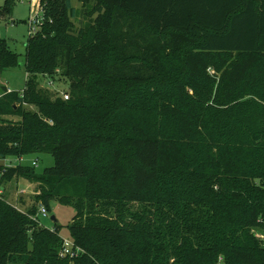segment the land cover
Masks as SVG:
<instances>
[{
  "label": "trees",
  "instance_id": "obj_1",
  "mask_svg": "<svg viewBox=\"0 0 264 264\" xmlns=\"http://www.w3.org/2000/svg\"><path fill=\"white\" fill-rule=\"evenodd\" d=\"M77 1L40 0L25 90L0 96V160L55 159L0 164V264H264V0ZM18 63L0 36V74ZM14 178L75 208L76 257Z\"/></svg>",
  "mask_w": 264,
  "mask_h": 264
},
{
  "label": "rangeland",
  "instance_id": "obj_2",
  "mask_svg": "<svg viewBox=\"0 0 264 264\" xmlns=\"http://www.w3.org/2000/svg\"><path fill=\"white\" fill-rule=\"evenodd\" d=\"M38 1V2H37ZM30 0H17L13 13L11 16H7L6 18L0 19V36L4 37L8 40V43L12 50L16 51L19 54V63L16 66L10 67L4 70L0 74V92H3V88L5 86L11 87L13 91H20L24 89L27 81V72H26V42L29 38V27L27 24V19L31 14V4ZM4 0H0V5H3ZM75 5H80L77 0H73ZM37 7L42 8L39 0H36V4L34 5V9ZM210 72L215 74L216 71L211 68ZM218 74V73H217ZM50 77L47 76H39L40 85L44 88H50L52 91H56L60 93V91L69 92V81L65 77L55 78L53 79L54 84H49ZM33 108V106H31ZM3 118H8L11 120H18L19 117L16 115H3ZM33 160H38L37 166H35L38 172H42L45 168L51 167L55 164V159L50 153H37V154H29L22 158L19 161L16 157H9L8 160L3 162V165L10 164H19L22 163L24 165H32ZM0 163V164H1ZM36 185L32 182H29L23 178H14L9 182H5L1 189L4 190L3 196L13 204H16L21 209L28 210L32 208L34 205H40L41 201H37ZM49 208V217H45L39 215L41 222L47 227L54 226L55 222L51 220L52 215H56L58 219V225L60 226V233L63 237L71 238L70 230L68 225L71 223L74 215L75 208L68 203H62L57 199L50 200ZM165 211L168 212L167 208L173 207L171 204H164ZM140 205H135V208H139ZM140 209V208H139ZM169 213H174V208ZM153 213L148 217L151 219V222L154 223L156 217H154ZM173 214L168 215L166 219L163 220L162 223H168V220H171ZM167 220V221H166ZM163 225V224H162ZM159 226V222L157 224ZM164 226V225H163ZM10 264H20V263H10Z\"/></svg>",
  "mask_w": 264,
  "mask_h": 264
},
{
  "label": "built area",
  "instance_id": "obj_3",
  "mask_svg": "<svg viewBox=\"0 0 264 264\" xmlns=\"http://www.w3.org/2000/svg\"><path fill=\"white\" fill-rule=\"evenodd\" d=\"M32 1L31 4V14L30 16L28 17L27 19V24H28V27H29V35H33L35 33H37L38 29H40L41 25L43 24L44 22V19H45V12H44V9H43V6L42 8H39L37 7V9H34V5L36 4V0H30ZM38 2V1H37ZM48 77V76H47ZM49 84L50 85H53L54 82H53V78H49ZM25 88L24 89H21L20 92H21V95L23 94ZM9 92H13V90L11 89V87H6L5 90H3V92H0V96H2L3 94H6V93H9ZM60 94L61 96H63L64 99H69V92H66V91H60ZM32 164L37 166L38 164V160H33L32 161ZM11 165V164H10ZM1 193V191H0ZM38 217L39 215H42V216H45V217H49V211L48 209L46 208V206L44 204H40L39 205V208H38ZM52 230H54V228L52 227ZM258 236L261 238V239H264V235L263 234H258ZM81 251V248L76 245V243L74 242V240L72 238H68V237H62V247H61V251H60V254L61 256L65 257V256H68L70 258H74L76 257L79 252Z\"/></svg>",
  "mask_w": 264,
  "mask_h": 264
},
{
  "label": "water",
  "instance_id": "obj_4",
  "mask_svg": "<svg viewBox=\"0 0 264 264\" xmlns=\"http://www.w3.org/2000/svg\"><path fill=\"white\" fill-rule=\"evenodd\" d=\"M50 218H51V220H53L54 222H57V221H58L56 215H52Z\"/></svg>",
  "mask_w": 264,
  "mask_h": 264
},
{
  "label": "crops",
  "instance_id": "obj_5",
  "mask_svg": "<svg viewBox=\"0 0 264 264\" xmlns=\"http://www.w3.org/2000/svg\"><path fill=\"white\" fill-rule=\"evenodd\" d=\"M6 87H7V86H6ZM6 160H8V159H6ZM6 160H0V163L3 162V163L5 164V161H6ZM19 160H20V159H19ZM20 161H21V160H20ZM3 163H1V164H3ZM11 165H15V164H11Z\"/></svg>",
  "mask_w": 264,
  "mask_h": 264
}]
</instances>
